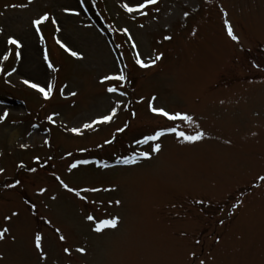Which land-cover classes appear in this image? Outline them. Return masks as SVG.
<instances>
[{
	"label": "rangeland",
	"instance_id": "rangeland-1",
	"mask_svg": "<svg viewBox=\"0 0 264 264\" xmlns=\"http://www.w3.org/2000/svg\"><path fill=\"white\" fill-rule=\"evenodd\" d=\"M122 2L86 0L87 12L75 16L63 8H78L77 0H34L26 9L8 6L27 0H0V28L4 29L0 50L9 35L24 45L20 59L13 55L0 61L6 72L15 69L10 77L0 75V114L9 113L0 122V168L5 170L0 174V224L5 214L20 212L12 225L16 242L11 237L0 242L4 256L0 264H37L32 248L37 229L45 234L50 252L47 264H65L56 234L31 212L29 200L38 205L40 216L66 232L69 243L89 247L87 264H190L192 250L209 264H264V186H250L258 173H264V0H160L158 14L153 8L148 17L137 16L135 21L124 12ZM221 6L229 13L241 44L227 37ZM45 11L61 27L57 32L51 21L42 26L46 43L38 40L31 25ZM185 11L190 13L188 18L183 17ZM123 27L130 29L142 51L158 49L165 58L154 68L141 69L133 61L130 42L119 31ZM193 29L199 30L196 37L190 35ZM169 34L174 39L161 44ZM55 37L83 58L71 56ZM45 47L59 72L46 67ZM117 57L120 66L127 65L129 80L122 90L128 92L131 103L121 108L112 124L98 125L97 131L84 130L83 136L66 131L65 125H82L88 117L105 112L110 98H116L106 91L116 82L100 81L115 70ZM53 77L57 88L50 101L23 83ZM64 85L68 87L61 96L59 89ZM71 91L78 95L72 97ZM152 95L158 97V105L193 114L211 139L180 145L173 136H166L162 151L152 160L117 165L116 159L134 149L148 150L135 145V139L170 123L148 110ZM141 97L145 100L138 103ZM54 112L59 114L55 124L48 120ZM126 123H130L126 132L117 133ZM114 134L116 142L99 148ZM22 144L28 147L21 148ZM83 148L89 151H80ZM97 158L114 167L100 170L86 165L75 174L67 172L74 159ZM20 163L26 167L19 168ZM33 167L36 173L29 170ZM54 172L70 185L118 186V191L101 193L100 198H123L124 206L112 209L123 216L119 230L102 237L91 234L83 220L89 209L59 185ZM17 179L22 181L20 186L6 187ZM41 187L48 189L43 196L38 195ZM241 192L244 205L229 216ZM52 195L58 199L53 201ZM194 199H204L205 205L194 204ZM196 239L202 244L196 245Z\"/></svg>",
	"mask_w": 264,
	"mask_h": 264
},
{
	"label": "snow or ice",
	"instance_id": "snow-or-ice-1",
	"mask_svg": "<svg viewBox=\"0 0 264 264\" xmlns=\"http://www.w3.org/2000/svg\"><path fill=\"white\" fill-rule=\"evenodd\" d=\"M34 0H27V3L24 4H11L8 7L13 9L28 8ZM160 0H123L121 3V7L125 13H127L133 21L136 20L137 16L148 17L149 10L155 9V12L158 14L160 9L156 7L159 4ZM211 0H209V3ZM86 0H77L78 8L73 7H65L63 8L64 13L68 15L79 16L81 11L87 12V8L85 7ZM222 11V21L223 26L226 31V35L230 38L231 41H234L236 44H241L240 37L236 34L234 30V26L229 17V13L223 9ZM190 13L185 11L183 13V17L188 18ZM51 21L52 24L55 25L56 31L60 32L61 27L59 21L55 16L51 15L47 11L36 16L31 20V25L34 32L38 36V40L40 42H45V35L42 30V26L47 22ZM111 27V26H109ZM140 28H144V25H139ZM119 31L126 37V42H130L131 48L133 50V61L136 65H138L141 69H150L157 66V64L165 58V53L162 51L152 50L144 52L138 46L137 41L133 37V33L130 31L128 27H123L119 29ZM198 29H193L190 33L192 37H196L198 34ZM4 29L0 28V35H3ZM174 39L173 35H164L160 43L162 44L164 41L171 42ZM56 43L63 48L65 51L69 52L71 56L76 57L78 59H82V55L74 51L72 48L68 46L62 39L59 37H55ZM15 48V52L13 53L12 48ZM24 47L21 40L18 39L15 35H9L5 41V46L3 50H0V61H8L12 58L13 55L17 59L21 58V49ZM121 45H117V48H120ZM123 53H121V56ZM43 61L46 64V67L51 70L52 73L59 72V69L53 63L50 58L49 50L47 47L43 49ZM120 57H117L116 60V68L114 71L103 75L101 78V83L114 81L116 83L111 84L106 88L107 93L113 94L116 98H110V104L108 109L103 113H98L95 117H88L86 122L82 125L73 126L68 128L65 125V130L76 134L78 136H83L84 130H98V125L112 124L114 119L118 117L119 111L126 103H131V101L127 100L128 92L126 90H122V86L128 82L129 75L126 72L127 65L120 66ZM253 66L257 69L261 68L260 64L254 63ZM7 71L4 67L3 63H0V75L12 76L13 72ZM25 85L30 86L32 89H35L40 94H42L45 100H52L54 98V93L56 91L57 85L55 78L53 77L51 80H45L44 82L34 81L33 79H25L23 80ZM68 85H64L59 89L60 95L64 96L65 89ZM70 95L72 97H76L78 93L76 91H71ZM145 97H141L138 103H143ZM223 103V101H221ZM148 110L155 116L161 117L164 120L170 122L163 125H158L153 128L151 132L142 134L141 138L135 139V145H143L148 146V150H133L130 155H123L116 159L115 163L117 165H139V163L143 161H150L154 158V156L158 155L162 151V138L166 136H173L178 144L180 145H195L199 142H203L206 139H211L209 133L201 126L199 120L190 112L186 110H177V109H168L164 105H158V97L156 95H152L148 98ZM9 113L4 111L0 114V122L6 120ZM59 115L58 113H53L48 116V120L53 124L56 123L55 117ZM133 117H136L137 112L133 111L131 113ZM130 127V123H126L123 127H119L116 129L117 133H124ZM253 136L257 135V133H252ZM117 136L114 134L111 139H106L102 144L99 145V148L103 149L106 145H112L116 142ZM49 147H51L50 142L46 141ZM227 144H231L232 142L226 141ZM27 144H22L21 148H27ZM80 151L87 152L89 149L83 148ZM3 156V153H0V157ZM69 157L73 156L72 152L68 153ZM37 162L40 161V157L35 158ZM51 159V157L49 158ZM92 165L97 169L106 170L111 169L114 165L109 164L106 160L97 159H74V161L69 162L67 167V172L69 174H75L76 172L81 171L82 166ZM19 168H25L26 166L23 163L18 165ZM31 172L36 173L38 171L37 168L33 167L29 169ZM5 170L0 168V174H2ZM53 176L58 181L59 185L67 192L72 194L78 201L82 202L89 211H86L83 215V220L86 222L88 230L91 234L96 236H105L109 232H116L119 230L122 222L123 216L119 212L112 211L113 208H122L124 206L123 198H115L104 200L100 198L101 193H113L118 191V186H105L101 184H75L70 185L69 182H66L64 178L56 173H53ZM22 184L20 179H17L14 183L8 184L6 187L15 189ZM250 186L254 189H259L264 186V173H258L253 181L250 182ZM46 192H48L47 188L41 187L39 189L38 195L43 196ZM92 194H95V197H92ZM244 193L241 192L240 197H235V203L231 204V209L228 214L229 216L235 215L236 209H240L244 205L243 199ZM51 199L53 201L57 200L58 197L56 195H52ZM28 203L31 212L36 215L40 219H44L45 223L51 227L52 231L56 234L57 239L60 243V251L61 256L63 257L65 264H80V261L76 259L74 254H78L80 258L85 260V264H87L86 257L90 255V249L87 245L81 244L76 246L72 243H69V236L66 232L59 226L53 224L51 219H45L40 216L38 205L32 201H26ZM193 203L202 206L205 205L204 199H194ZM212 201H208V204L211 205ZM173 208L176 205H172ZM203 211V208H201ZM20 212L11 211L10 214H5L3 216V224H0V242L5 241L8 237H11L13 243L16 242L17 237L12 235V225L15 219H19ZM220 225L225 224L224 219L219 220ZM182 236H187V233H181ZM220 238L217 237L216 243L219 244ZM196 245H201L202 241L200 239L195 240ZM32 248L36 253L37 264H47V261L50 258V252L45 244V234L43 231L37 229L33 232L32 235ZM0 259H4V256L0 254ZM213 259H215L213 257ZM190 264H209L208 260L201 258L200 254L192 250L189 253Z\"/></svg>",
	"mask_w": 264,
	"mask_h": 264
}]
</instances>
